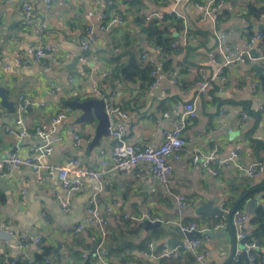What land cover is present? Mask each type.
I'll use <instances>...</instances> for the list:
<instances>
[{
	"label": "crops",
	"instance_id": "crops-1",
	"mask_svg": "<svg viewBox=\"0 0 264 264\" xmlns=\"http://www.w3.org/2000/svg\"><path fill=\"white\" fill-rule=\"evenodd\" d=\"M22 1L29 2L34 8L28 25L21 23ZM111 1L109 5L104 2L96 5L93 0H52L51 10L44 14L38 0H12L11 3L0 0V87L4 88L6 98L13 102L14 108L19 95L38 103L21 112L22 123L29 128L48 125L57 111L68 106V101L97 98L95 86L105 94H113L111 103L125 111V118L108 115L111 128L121 127L124 141L156 146L162 141L163 129L171 126V121L162 119L160 114L182 109L185 102L192 100L197 117L182 132L187 147L202 155L215 149L221 159L237 149V161L242 166L247 167L257 160L262 164V171L253 181L234 168H220L217 175H212L200 163L191 162L178 153L168 157L172 174L167 188L157 182L145 165H139L127 174L110 171L102 180L105 189L101 191L97 180L83 178L81 189L70 196L71 210L64 212L58 202L64 191L55 176L52 178L42 171L38 179L29 169H15L9 176L0 177V264H10L20 253L19 238L22 235L42 236L40 245L31 244L23 249V253L33 259L57 255L54 264H74L86 261L81 259L83 253L93 258L90 252L92 244L99 240L97 230L86 227L77 237L70 238L67 229L84 219L87 201L95 193L98 194L100 212L108 221L109 236H113L112 248L118 249L117 254L107 256L110 264H197L193 254L178 245L187 240L174 228L178 221L208 229L195 238L198 241L196 251L208 252L204 264H230L236 252H244L248 240L237 237L228 213L234 206L242 211L246 215L244 229L250 232L254 228L252 221L257 208H264V110H259V107L264 108L260 81V77H264V59L260 58L264 56V40L252 49L259 55L254 62L233 64L226 69L224 90L209 87L194 100L193 95L181 97L179 87L193 88L199 80H206L213 73L210 55L215 48V32H226L229 44L240 45L249 35L260 31L264 22L245 15L250 5L264 7V0H223L216 10L221 14L215 21L204 18L194 6L198 1L194 0L177 6L171 0ZM206 1L199 0L200 3ZM171 10L182 16L183 26L191 36L186 37L190 48L163 55L144 42V36L134 26V17L137 14H165ZM100 12L105 13L106 23L111 22L112 28L100 33L99 39L90 45L86 63H75L83 31L88 25L96 29L100 24ZM118 18L122 23L112 22ZM41 23L45 29L39 36L36 30ZM172 34L181 46L187 43L181 33L174 31ZM37 43L55 46L66 60L49 67L18 66L13 58H30V48ZM115 48L119 52L146 50L160 70L157 86L150 88L148 75L142 77L141 72L136 78L121 74L110 81L109 71L114 66L109 58ZM254 65L261 68L260 71L255 70ZM94 68L108 71L109 75L102 80L97 74L90 73ZM197 68L202 72L198 73ZM167 71H172V75L169 76ZM50 84L61 88L57 95H48ZM249 87H255L256 92L250 91ZM222 108L246 112L249 115L247 126H241L240 116L235 112L224 118L219 114ZM80 115L81 111L73 108L69 117L55 128L48 138L52 152L43 164H64L69 156H73L86 167L98 168V149H102L108 159L112 139L102 137L98 145H91L97 121L79 123ZM15 120L16 113L10 115L0 105V158L12 153L31 156L46 142L38 137L18 139L8 133L7 128L20 129ZM73 132L83 139L78 147L73 146ZM21 191L25 192L23 203L18 202ZM177 195H185L188 199V207L183 213L177 210ZM222 204L228 210L222 216L200 211L208 205L219 208ZM126 215L136 220L125 219ZM143 220L158 221L160 225L146 228ZM218 224L221 226L215 228ZM57 244H60L58 254L54 252ZM102 245L105 247L106 242ZM149 246L155 253L163 246L176 249L177 255L172 259H156L148 255ZM260 246L262 249L257 252L255 264H264V239Z\"/></svg>",
	"mask_w": 264,
	"mask_h": 264
},
{
	"label": "built area",
	"instance_id": "built-area-1",
	"mask_svg": "<svg viewBox=\"0 0 264 264\" xmlns=\"http://www.w3.org/2000/svg\"><path fill=\"white\" fill-rule=\"evenodd\" d=\"M41 5L44 14H47L52 8V0H38ZM187 0H171L174 6L185 2ZM5 3H11L12 0H4ZM104 2L109 5L112 3L111 0H93V3L99 5V3ZM223 4V0H207L203 4H194V6L201 12L204 18L209 17L212 21L217 18L218 8ZM21 16L22 24L28 25L33 18L34 8L29 2L22 1L21 4ZM168 15H174L176 18L182 20V16L177 14L174 10L165 13ZM145 21L157 20L163 21V14L160 13H148L144 16ZM100 24L96 27L93 25H88L85 27L81 40L79 43V53L76 58L81 63H86L87 54L90 50V45L99 39L100 33L108 31L111 22L106 23L105 13L100 12L99 14ZM260 20L264 22V13L261 14ZM113 23H122L121 19H114ZM45 29V25L40 24L39 28L36 30L38 35ZM39 35V36H40ZM183 41H186L185 32L182 33ZM215 48L210 55V60L214 66V71L209 78L206 80H199V82L193 88L185 89L179 87V94L181 97L185 98L189 95L194 96V100L199 96L203 95L207 89L213 84L217 91L224 90L227 84L226 69L233 64H241L247 61H252L250 57V50L254 49L256 45L260 44L264 40V34L261 31H256L255 33L249 35V37L242 42L240 45H231L227 41V33L224 31L215 32ZM180 45L179 40L175 39L171 46L176 47ZM141 60L149 66H154V62L150 55L145 51H141ZM261 60L264 56L260 57ZM2 59V58H1ZM0 59V61H2ZM14 62L21 68H27L30 66H40L50 64H60L64 63V55H62L55 46L43 45L41 43L34 44L30 48V58L14 57ZM189 70L190 68H186ZM196 71L201 73L202 70L197 68ZM168 75H172V71H167ZM91 74H97L100 79H104L108 75V71H98L94 68ZM160 70L158 68H153L150 72L152 77V83L150 88L157 86L159 82ZM72 78H68V82L71 83ZM177 84V80L174 79ZM60 87L54 84H50L48 87V95H57L60 92ZM250 91L256 92L255 87H249ZM94 94L97 98L103 101L104 111L107 115H117L120 118H125L126 113L115 103H111L114 100L113 94H105L100 88L94 86ZM33 105H38V103L33 102L23 95H19L16 102V120L15 123L19 126L18 131L11 130L9 128L6 131L14 135L18 139L25 137H38L46 140L43 146H39L34 150V154L31 156H20L16 153L9 154L5 157L0 158V177L4 178L11 174L15 169L25 168L31 170L36 174V177L40 179L42 171H46L50 177H56L59 182L61 189L64 191L63 197H58V202L60 208L64 212H69L71 210L70 196L77 193L82 186L83 178H92L97 180L101 184V190L105 187L102 184L104 176L110 172H120L127 174L133 169L137 168L139 165H145L151 172V174L156 178L157 182L167 188L170 183V178L172 174V166L168 161V157L171 155H176L182 153L188 157L191 162L200 163L203 168L212 175H217L220 168H234L241 173H244L249 181H253L257 176L260 175L262 171V164L259 161H253L247 167L242 166L238 161L239 152L237 149L230 151L229 155L225 158H218L216 150L213 149L208 154L202 155L193 149H189L187 143L182 137V132L188 126V124L197 117L196 107L194 101L190 100L184 103L183 108L179 110H174L171 113H162L160 117L162 119H169L171 121V126L163 129L162 141L156 146H143L141 144H130L123 140V132L121 127L109 129V137L112 140H116L117 143L112 145L109 151V157L106 159L105 152L101 149L99 153L98 168L86 167L80 163L78 159L73 156H69L64 164H43V160L49 156L52 152V145L48 141L49 136L55 131V128L60 125L64 120H66L72 113L73 108L70 106H65L61 110L57 111L50 119L48 125L35 126L29 128L22 123L20 118L21 112ZM259 110H264L263 107H259ZM231 112H235L240 116V123L242 127H246L248 124L249 115L242 110H232L227 108H222L219 112L224 118H226ZM224 125V124H223ZM73 146L78 147L83 139L77 132L72 133ZM176 207L179 213H183L188 207V199L185 195H177L175 197ZM25 201V192L21 191L19 193L18 202L23 203ZM219 209L223 214L228 213V210L219 206ZM125 219L136 220L132 216H124ZM145 218L149 219V216ZM43 219L46 220L45 214H43ZM246 220V215L240 211L235 210L232 215V223L237 232V237L239 239H246L248 243L244 249V252H236L232 257V262L230 264H237L240 255L243 253L253 255L248 257L250 263L256 261L255 255L259 252L262 247L254 238L247 237V233L244 229V223ZM154 222V221H153ZM181 231H197L203 233L207 231V228H197L194 223H189L183 225L181 222L176 223ZM108 221L101 214L100 208L98 206V194H93L87 201L85 206V217L82 222H78L67 229V233L70 238L77 237L86 227H93L97 230L99 235L100 244L96 248L95 254L93 256L96 264H110L107 261V251L102 245L105 240L109 237L108 231ZM221 226L220 224L215 225L217 228ZM1 229V228H0ZM1 232V231H0ZM42 242V236H29L22 235L19 238L20 253L12 259L11 264L17 262H22L24 264H54L57 255H52L45 257L41 261L37 262L33 258L26 256L23 253V249L27 245H40ZM198 245L197 240L189 241L185 246L181 248L190 251L194 260L197 264H204L208 252H197L196 248ZM150 257L156 259H172L177 255L176 249H168L163 246L158 253L153 252L151 246H149ZM88 254L83 253L81 259L83 261L87 260Z\"/></svg>",
	"mask_w": 264,
	"mask_h": 264
},
{
	"label": "trees",
	"instance_id": "trees-1",
	"mask_svg": "<svg viewBox=\"0 0 264 264\" xmlns=\"http://www.w3.org/2000/svg\"><path fill=\"white\" fill-rule=\"evenodd\" d=\"M194 1H198L195 4H203L202 2L200 3L199 0H194ZM263 13H264V7L256 8L255 6L250 5L248 6V10L245 16L253 17L255 19H260V16ZM217 14L218 17L221 13L218 12ZM144 16H145L144 14L135 15L134 26H136L138 32L144 36V42H146L152 47H155L157 50H159L160 54L162 53L163 55H168L172 53H177V51L179 50L190 48L188 44V40H186L187 43L184 46L181 45H177L176 47L171 46L172 42L175 39H178L175 37V35L172 34L174 31L177 33H181V35L183 32H185L186 37L188 36V32L183 26L182 20L176 18L172 14L171 15L163 14L164 17L163 21H157L154 19L151 21H145ZM110 27L112 28V26ZM261 32L264 34V31ZM142 50L139 49L137 53L133 52V50H130L129 52H124V51L119 52L118 48L117 49L115 48L109 58V61L112 62L114 66V68H112V70L109 71L111 77L110 81L119 78L121 74L123 77L130 76L136 78V75H138V73L140 74L141 72L142 77L144 75L145 76L148 75V86H150L153 80L152 77L150 76V72L153 68H156V66L155 65L149 66L146 63H144L143 60H141ZM165 66H162V68L166 69ZM210 88L213 90L216 89L215 85L213 84L210 86ZM252 223L254 225V228L250 232L245 231L247 233V237L254 238L259 243V245H261V241L264 239V208L261 207L257 208ZM105 242H106L105 248L107 251V256H109L110 254H117L118 249H115V247L112 248L113 236L110 235L105 240ZM46 253L47 251L44 252L45 255ZM251 255H253V253H249V254L243 253L242 255H240L237 264H255V262L250 263L248 260V257ZM44 257L45 256L37 257L34 260L39 262L42 259H44ZM255 258L256 259L258 258L257 254L255 255ZM15 264H24V263L17 262ZM74 264H96V262L93 258L88 257L85 262L80 263L79 261V262H75Z\"/></svg>",
	"mask_w": 264,
	"mask_h": 264
},
{
	"label": "water",
	"instance_id": "water-1",
	"mask_svg": "<svg viewBox=\"0 0 264 264\" xmlns=\"http://www.w3.org/2000/svg\"><path fill=\"white\" fill-rule=\"evenodd\" d=\"M260 31H264V25H261L259 27ZM251 59H253L252 61L254 62V60L256 58L259 57V55H257L255 53L254 50H250L249 52ZM78 61L77 58L74 59V62L76 63ZM254 69L255 70H259L261 68L256 67L254 65ZM260 81H261V85H262V89L264 91V77H260ZM0 105L3 106L4 108H6V111L8 114L13 115L15 113V108H14V104L13 102H10L7 100L6 95H5V90L4 88L0 87ZM67 105L80 110L81 111V115L78 118L77 122L82 123V122H86V121H91L92 119H95L97 121L96 127H95V132H94V137L91 141V145H98L100 142V139L102 137H108L109 136V129H110V119L109 116L106 114V112L104 111V103L102 100L97 99V98H90L87 99L85 101L79 102L77 100H71L67 102ZM115 143H117L116 140H112L111 144L114 145ZM101 149H98V151H100ZM262 188L264 189V186H262ZM236 210V206H234L231 211L228 213V218L229 220L231 219L233 213ZM200 211H204L208 214L211 215H215V216H222V211L219 210L218 207L216 208H212L210 205L203 207L200 209ZM83 220L79 221L82 222ZM146 228L149 227H154V226H159L160 222L155 221V222H150L148 220H143ZM78 223V222H77ZM175 230H177L178 232H181L185 237H186V242H178V245L185 246L189 241L194 240L197 236L200 235L199 232L197 231H181V229L176 226L174 227ZM244 240V239H243ZM172 243V241H170ZM100 244V240H98L97 242H94L92 244V249L90 252V255H94L96 248L98 247V245ZM56 254L60 253V244H57V247L54 251ZM233 256V253L231 254V257Z\"/></svg>",
	"mask_w": 264,
	"mask_h": 264
}]
</instances>
